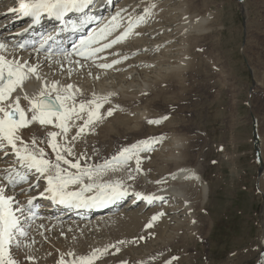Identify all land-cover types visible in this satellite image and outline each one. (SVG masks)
Masks as SVG:
<instances>
[{
    "label": "rangeland",
    "instance_id": "374dc122",
    "mask_svg": "<svg viewBox=\"0 0 264 264\" xmlns=\"http://www.w3.org/2000/svg\"><path fill=\"white\" fill-rule=\"evenodd\" d=\"M188 1L189 7L196 3L202 11L201 14L209 12L207 9L216 13V17L218 16L219 23L221 22L223 27L218 30L213 29L209 33L203 32L198 36L192 34L189 37L192 59L190 65L183 72L181 83L179 85L163 83L168 85H162L164 88L170 87V89L158 97L152 94L149 89L141 88L140 90V86H131L129 89L135 90H131L135 92L133 102L132 100L126 102V99L124 101L121 97L111 95L112 97L109 98L111 101H108V104H104L100 109V111H104L103 114L105 113L101 122L104 121L107 125L103 122L104 125L101 123L102 127L100 124L91 126L75 140H72V137L76 136L75 134L79 131L78 126L83 122L80 120L71 126L67 139L71 141L68 146L72 147L75 153L69 158L75 161L83 155L86 159L81 161L93 165L96 162L95 154L99 150L113 152L118 147L123 148L134 138L133 133H124L121 127H119L120 129L117 127L115 123L118 121V116L115 112L113 117L107 116L106 110L109 107L116 110L127 107L129 109L143 105V101L148 100L145 101V107H149V109L153 107L152 111H156V116H159L158 118L153 117V120L167 116L168 120L183 122V127H179V131L186 135L189 142H194L201 157L205 177L213 189L211 201L201 211L202 215H199L203 220V229L200 231L192 229V232L185 230V233L182 230L178 235L181 237H177V239L169 235L174 233V230L172 233L169 230L170 233H168L162 228H149L147 222L138 223V226L134 224V219L130 220L126 217L123 219V216H119L121 218L116 217L108 220L106 224L102 225L103 227L99 225V228L95 226L96 229L95 227L85 228V230H78L70 235L66 234L67 237L63 235L57 240L56 237L59 235L57 229L45 228V225L39 228L37 221L42 220L41 217L30 220L26 229L29 232L35 229L42 230L46 236V238L42 237V240L35 245L32 243L29 246L30 254L34 252L35 256L41 255V258L46 260L44 264H59L62 256L71 261L74 257L68 256L69 252H74L78 257L90 255L96 249L103 251L105 248H107V252L100 255L94 264L259 263L258 256L261 250H264V245L261 242L264 229L262 213L264 206V196L262 195L264 192V174L262 175L264 172V90L263 85L261 86L264 81V75H262L264 72V0ZM11 27L13 28L14 25ZM248 37L252 42L248 40ZM235 38L238 39V42L234 45ZM249 42H251V46ZM250 49L255 51V53L252 52V63L249 62L247 54ZM157 51L152 52L150 57H153ZM237 54H239V58L236 61ZM104 80L102 79L101 82L106 84L105 88L109 86L108 89H111V85L118 84L116 78L109 77L108 80H105L106 83ZM130 81H126V84L128 85ZM139 82L141 83V78L138 77L135 83L140 84ZM113 89H116L115 86ZM106 93L104 92L105 95L102 94V96L114 92L106 91ZM152 96L154 97L149 98ZM113 97L114 99H111ZM92 98L93 95L90 100ZM117 98L119 99L117 100ZM114 100L117 104L114 103ZM109 103H112L111 106ZM121 103L124 106H121ZM252 115L255 116L258 124L261 162L254 148ZM84 118L87 117L84 116ZM108 125H112L109 130ZM40 127L45 129L47 126L40 125ZM51 127L55 128V124ZM32 137L42 141L41 144L37 141L39 147L43 148L48 154V158L52 159L53 152L48 144L50 137L48 135L45 138ZM144 137L141 136V139L144 140ZM57 139L61 144L66 143L63 135ZM126 147L128 145H125L124 148ZM116 150L114 156L122 149ZM2 151L3 149L0 150V171L3 172L6 169L4 163H8L10 154L2 155ZM90 155H94V157H90ZM32 190L30 192H33ZM17 194L18 206L24 209L23 205L27 195L23 198V192L20 190ZM119 205L121 207L124 204L120 203ZM60 235L62 234L60 233ZM17 240L19 245L16 243ZM25 240L27 241L26 237L22 239L16 237L11 245L12 256L20 264L21 260L26 258L28 260L25 255L28 250L27 248L23 249ZM79 244L85 247L83 251L78 250L77 245ZM50 249L56 253L47 252ZM30 260L33 262L34 259Z\"/></svg>",
    "mask_w": 264,
    "mask_h": 264
},
{
    "label": "bare ground",
    "instance_id": "6f19581e",
    "mask_svg": "<svg viewBox=\"0 0 264 264\" xmlns=\"http://www.w3.org/2000/svg\"><path fill=\"white\" fill-rule=\"evenodd\" d=\"M18 2L19 0H0V41L8 45L7 51L3 54L8 56L9 59L15 58L22 62L26 61L30 65L38 66L39 74L47 80L49 85L53 82H58L60 88H63L68 84L73 85L74 89L80 90L76 96V100L78 102L90 100L93 93H95L97 97L100 95L102 97V94H104V92L106 93V91H113L116 94L115 95L113 93L114 96L121 97L123 100L126 99V102H128L134 99L135 96V92L131 91L134 89H129L131 86H140V90L141 88H146L149 89L155 96H161L165 93V91L170 89V87L164 88L166 84L163 83L179 85L181 83V79L183 78L184 70L191 63L190 61L192 58L190 55L191 45L189 44V37L192 34L198 36L203 32L209 33L213 29L218 30L223 27L221 22L219 23V18L218 16L216 17V13L207 9L209 12L201 14L202 11L196 3H194L192 7H189L188 0H91L88 8H100L99 10L101 13V8L109 6L113 7V12H107L102 21L104 26L107 25V21H110L111 23L112 17L117 16V13H119V17L117 18L119 27H117L107 37V39L100 41V43H107L116 36L121 35L127 30L130 20L135 22L141 16L144 17V20L135 24L132 33L129 34L126 39L121 40L117 44H113L110 48L105 49L93 58L83 59L76 54L70 53L71 55H68L69 53L66 52L61 53L60 55H54L49 53H37L34 49H19L15 42L17 39H21L24 36L23 30L26 26H18L19 22L10 21L9 23L11 18L16 17V14L10 11V9L15 8V3ZM152 5H155V7H152ZM146 9L149 11L146 12ZM78 18H86V15L82 14L79 17L74 15L71 17L74 21H78ZM13 25L14 28L11 27ZM248 25L250 26L249 23ZM37 30L38 29L31 28L29 31L37 32ZM29 31H27V33ZM248 40H250L249 37ZM250 41L252 42V40ZM237 42L238 39L235 38L234 45ZM251 42H249L250 46L252 45ZM155 50H158L157 53L153 57H150L151 53ZM250 50L247 54L249 56V62L252 63V54L255 53V51ZM237 56H235L236 61L238 60L237 58H239V54H237ZM124 57H127V59H124ZM117 60L119 63L113 64L111 68L105 69L99 67V64L101 63L112 64L113 61ZM77 61H79V63H77ZM262 75H264V72ZM109 77L118 79V81L116 80L118 84L116 85L112 83L113 85L110 86L111 89H108L109 86H107L108 88H105L106 84H104L103 81L101 82L102 79L108 80ZM138 77L141 78V83L139 82L140 84L135 83V80ZM129 80L131 81L127 85L126 81ZM106 82L107 81H105V83ZM112 82H114V80ZM41 84L42 81L33 77L25 84L24 90L28 93L29 97H32L39 92ZM262 85L264 90V81L261 86ZM114 86L116 89H113ZM17 91L20 92L19 89ZM153 97L154 96L149 98ZM111 99H114V97ZM118 99L119 98H117V100ZM133 101L134 100H132V102ZM145 101H143V105H139L136 101L139 106H134L129 109H127L128 107L123 109L119 108V110L113 108L115 109V114L118 116V121L115 124L118 128L121 127L124 133L131 132L134 134V138H132L131 142L125 144L128 145V147L136 144L138 141H141V136H145L144 140L150 137L162 138L161 142L155 144L152 150L140 153L141 171L135 170L136 162L135 159H132L124 167L116 166L114 171H109L107 175L99 178L98 182L114 181L117 179L123 180L124 187L127 188L128 191H131L132 194L137 192L152 194L157 197H163L164 202L160 206L155 205L146 208H143L141 204L128 205L132 202V199L136 197L134 195L126 200L124 205H122L124 207H122V210L118 212H100L92 221L80 220L70 213H64L60 208L54 209L53 206L44 201V198L39 196V194L44 191L42 188L46 187L47 182L42 177L38 179L31 178V175L38 176V174H31L28 183L13 189L12 186L8 185L4 180V171H0V188H4L6 194L13 195L17 201V193L19 190L21 192L22 187L24 189L22 195L23 198L27 195V199H25L26 201L23 205L24 211L22 213L17 212L19 217L23 216L22 221L24 222L22 223V226L27 232V235L23 236L17 232L14 239H16V237L20 239L25 237L27 238L23 249L27 248L28 253L25 254L26 257L31 256L34 260L31 262L30 259L27 260L26 258L21 260V264H44L46 261L41 258V255L35 256L34 252L30 254L31 251L29 248L30 244L34 243L35 245L42 240V237L46 238V236L42 233V230L38 231L36 229H32L33 231L29 232V230L26 229V227L29 226L28 224L31 217L33 216V208L37 204H46V206H42L39 209L43 212V219L37 221L39 228L40 226L44 227L45 225V228L57 229V234H59L56 237L57 240L60 239V237L62 238L63 235H70V233H75L76 231L78 232V230L94 228L95 226H98L97 228H99V225L102 226L103 224H106L108 220L119 216H123V219H125L124 217L129 218L130 220L134 219L135 222H133L135 225H138V223H149L151 218L160 212H163L164 215L157 221L153 222L152 227L158 229L162 228L168 233H170L169 230H171V233L174 230V233L169 234L170 237H179L178 235H180L179 233H181L180 231L182 230L183 233H185V230L186 232L187 230L188 232H192V229H196V231L203 229V220L199 215L201 214V211L207 207L209 201H211L210 198L213 196V189L211 187V183L205 177V170L202 166L201 157L199 156L200 154L198 153L194 142L192 143V141H190V143L186 135L179 131V127H183V122H175L174 120L167 119L160 124L148 123L149 120H153L152 118L155 117L157 113L155 114L156 111H152L153 107L152 109L145 107ZM114 103H116V101ZM124 104L122 105L121 103V106H124ZM126 104L129 105L128 103ZM21 106L25 109L29 106L28 101L23 99V96L21 98ZM100 112L102 116L105 115V113L103 114V110ZM82 115L86 116V114ZM113 116L114 115H112V117ZM78 121L80 120L74 119L71 121V126L75 125ZM103 122L104 121L101 122L100 120L94 125L99 126L101 123L104 125ZM102 125L100 127H102ZM51 126L48 127L47 125L45 129H42L39 123L34 122L28 127L29 129H21L20 135H22L24 140H29V142L33 139L32 136L45 138L49 132L59 130L58 128L56 129V127L53 128ZM108 126L109 130L112 125ZM136 136L140 137L137 138ZM36 140L38 141V139ZM38 142L39 144L42 143V141ZM124 147L118 148L120 150L124 149ZM115 150L116 149H114V151ZM114 151L111 152V150H107L103 152V150H99V152H96L94 158L96 162L93 166L103 165L106 160H111L115 154ZM118 153L119 152H117L116 155ZM3 154L5 155L4 150L2 151V155ZM91 156L94 157V155H90V157ZM54 157L55 153L53 152L52 159H54ZM15 163V157L10 154L7 163L8 165L5 163L4 165L8 168L9 165ZM81 164L84 165L85 163L81 161ZM263 174L264 172L262 175ZM130 175L134 176L135 179H129ZM35 180L38 182V188H35V185H33ZM33 188L34 190H32ZM31 190L33 192H30ZM45 195L48 194L45 193ZM86 195H93V193H87ZM262 195L264 196V192H262ZM32 198H35L33 200L34 202L32 205H29L27 201ZM118 204L120 203H117V205ZM15 206L17 205L14 204V207ZM262 213L264 215V206ZM53 215H57L58 218L62 217L64 221H59L58 218L52 220L51 216ZM130 222L133 223L132 221ZM133 225H131L132 228ZM60 233L62 235H60ZM262 236L263 238L261 242L264 245V229L262 230ZM77 246L79 247V249L77 248L79 251H83V249H85V247L80 244ZM51 250L52 249L47 252H53ZM11 252L13 253L12 250ZM258 259V264H264V250H261ZM18 264H20V262Z\"/></svg>",
    "mask_w": 264,
    "mask_h": 264
},
{
    "label": "snow or ice",
    "instance_id": "6c2138e0",
    "mask_svg": "<svg viewBox=\"0 0 264 264\" xmlns=\"http://www.w3.org/2000/svg\"><path fill=\"white\" fill-rule=\"evenodd\" d=\"M90 3L91 0H19L18 7L12 8L10 11L25 17H32L34 21H39L43 15L64 20L69 13L83 11ZM145 11L148 12L149 10L146 9ZM118 17L119 13L112 17L110 24L92 34L81 37L78 45L72 51L80 57L92 58L113 44L126 39L132 33L135 24L144 20L143 16L135 22L130 20L127 30L121 35L107 43H100L119 27ZM73 27L76 25L73 24ZM51 39L50 35L45 37L40 48H44L47 41ZM18 47L22 49L25 44L21 43ZM7 49L8 45L0 41V149L5 151V155L14 156L16 160L15 164L9 165L3 170L6 183L15 189L23 182L28 181L31 174H38V176L31 175V178L42 177L47 182L44 191L40 193L41 196L47 193L49 199L75 207L103 206L127 196L129 193L124 187L123 180L98 182V179L107 175L109 171H114L116 166L124 167L132 159H135L136 162L135 170L141 171L140 153L152 150L153 146L160 143L162 138L150 137L138 141L136 144L122 149L111 160H106L103 165L99 166L82 165L81 159H86L83 155L75 161L70 159L69 157L75 155L73 148L68 146L71 141L67 139L71 121L74 119L83 120V123L78 126L79 131L76 136L72 137V140H75L86 129L103 119L100 109L114 94L110 93L106 96L97 97L93 93L91 100L78 102L76 96L80 91L79 89H74L71 84L60 88L58 82L49 85L47 80L39 74L38 66L30 65L26 61L22 62L15 58L9 59L3 54ZM116 63L119 61H113L112 64L101 63L99 67L107 69ZM33 77L42 81V84L39 92L29 97L24 86ZM18 89L20 92L17 91ZM22 96L28 101L27 109L21 106ZM114 111L115 109L109 107L106 112L107 116H112ZM82 114H86L87 118L85 119ZM166 119L168 117L163 116L159 119L149 120L148 123L160 124ZM34 122L41 126L55 124V127L59 129V131L48 133L50 137L48 144L52 152L55 153L54 159L48 158V154L39 147L35 138L29 142L20 135L21 129L28 128ZM61 135L65 137V144L58 142L57 138ZM129 179H135V177L130 175ZM23 191L24 189L21 187V192ZM87 193H93V195L88 196ZM135 196L138 200L147 201L148 204H152L157 199L163 200V197L152 194L145 195L140 192L135 193ZM34 199H29L27 203L31 205ZM14 204L17 206L14 207ZM23 211L24 209L18 206L16 198L6 194L4 188H0V264H18V261L12 256L11 245L17 232L23 236L27 235L22 227L20 217L17 215V212L22 213ZM33 215L35 214L33 213ZM163 215V212L154 215L147 227L151 228L153 222ZM16 243L19 245L18 240ZM104 252H107V248L103 251L96 249L90 255L78 257L74 252H69L67 255L74 258L68 261L62 256L59 264H94V261L99 259V256ZM28 259L33 258L29 256Z\"/></svg>",
    "mask_w": 264,
    "mask_h": 264
},
{
    "label": "water",
    "instance_id": "95a60500",
    "mask_svg": "<svg viewBox=\"0 0 264 264\" xmlns=\"http://www.w3.org/2000/svg\"><path fill=\"white\" fill-rule=\"evenodd\" d=\"M253 139H254L255 151L257 153L259 161L261 162L262 154H261V147H260L259 136H258V126H257V121L255 119V116H253Z\"/></svg>",
    "mask_w": 264,
    "mask_h": 264
}]
</instances>
